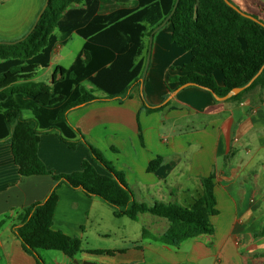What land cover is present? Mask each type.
Returning <instances> with one entry per match:
<instances>
[{"label": "crops", "instance_id": "1", "mask_svg": "<svg viewBox=\"0 0 264 264\" xmlns=\"http://www.w3.org/2000/svg\"><path fill=\"white\" fill-rule=\"evenodd\" d=\"M234 2L248 13L263 14L264 0ZM44 3L0 0V40L21 38ZM171 35L172 25L166 22L155 31L151 43V35L146 36L142 56L148 57L149 52L151 56L143 92L140 86L134 87L132 98L76 108L68 120L124 172L140 202L191 205L203 193L202 179L210 178L218 209L211 218L214 232L187 239L178 247L144 238V229L162 235L169 220L150 213H141L137 219L118 217L104 199L63 184L58 189L53 228L80 238L82 249L74 257L41 249L46 264H264V86L257 84L239 100H218L209 90L194 85L175 93L181 85L168 77L179 75L176 68L190 62L192 55L174 44ZM84 43L83 39L79 52ZM61 46L54 49L49 67L39 70L36 82L50 83L56 69L63 66L59 58L54 61ZM53 68L49 81L37 80L41 71ZM215 76L222 85V72L215 71ZM171 94L162 110L140 111L143 97L159 105ZM38 154L54 173L78 171L89 160L98 172L109 174L93 160L84 142L72 149L54 130L41 133ZM158 156L162 157L160 166L148 171ZM55 183L51 175H21L12 142L0 141V264H37L14 227L20 225L23 210L44 200Z\"/></svg>", "mask_w": 264, "mask_h": 264}, {"label": "trees", "instance_id": "2", "mask_svg": "<svg viewBox=\"0 0 264 264\" xmlns=\"http://www.w3.org/2000/svg\"><path fill=\"white\" fill-rule=\"evenodd\" d=\"M229 1L241 11L226 0H50L31 32L32 27L14 43L0 40V141L12 142L21 175H51L56 182L44 200L23 210L20 225L14 227L37 264H46L41 249L60 250L70 257L82 249L80 238L53 228L58 189L63 184L104 199L118 217L137 219L141 213H150L169 220L162 235L144 229V238L178 247L187 239L214 232L211 218L218 209L210 178L202 179L203 193L191 205L140 202L124 172L69 123L68 114L95 101L132 98V89L141 85L146 65L144 38L164 22L176 4L168 21L171 41L189 51L192 58L177 67L180 74L170 75L168 81L190 83L218 96L245 86L264 66V9L261 15L248 13L234 0ZM73 33L85 43L72 64L59 66L50 83L36 82L39 70L49 67L56 46L65 45ZM217 70L222 72V85L216 79ZM86 81L93 88L85 87ZM261 83L264 86V69L250 86L230 99L239 100ZM165 106L152 105L143 97L140 111L151 113ZM25 112L30 116H24ZM139 129L143 140L141 125ZM50 130L72 149L84 142L93 160L109 174L98 172L89 160L75 172L49 170L38 154V145L41 133ZM161 162V156L153 159L148 171L157 170Z\"/></svg>", "mask_w": 264, "mask_h": 264}, {"label": "water", "instance_id": "3", "mask_svg": "<svg viewBox=\"0 0 264 264\" xmlns=\"http://www.w3.org/2000/svg\"><path fill=\"white\" fill-rule=\"evenodd\" d=\"M49 1H50V0H45V3H44V5H43L42 9L40 10V12H39V14H38V16H37V18H36V20H35V22H34L32 28L30 29V32L36 27V25H37L38 21L40 20L42 14L44 13L45 9L48 7ZM226 1H227L230 5H232L233 7H235L236 9L240 10L235 4H233V3L230 2L229 0H226ZM176 7H177V4L175 5V7H174V9L172 10L171 14H170V15L164 20V22H163L162 24H164V23H166V22L169 21V19L171 18V16H172L173 13L175 12ZM240 11H241V10H240ZM244 14H245L246 16H248V17H250V18L256 20V18H254V17L251 16L250 14H246V13H244ZM162 24H161V25H162ZM161 25H160V26H161ZM160 26H158L157 28H155V29L153 30V32H152V34H151V40H152V38H153V35H154L155 31H156ZM30 32H28V34H26V36L29 35ZM22 39H24V38H22ZM5 42H6V43H14L15 41H12V42H11V41H5ZM149 64H150V52H149V55H148V57H147L146 65H145V68H144V71H143V74H142V77H141V85H140V87H141V92H143L144 82H145L146 73H147V71H148ZM263 69H264V66H263V67L261 68V70L256 74V76H254V77L252 78V80H250L245 86L235 87V88L231 89V90H230L225 96H218V95H216V94L213 93L214 96H215V98L218 99V100H227V99H230L232 96L239 94L240 92H242L243 90H245L248 86H250V85L253 83V81H254V80H255V79H256V78L262 73ZM188 85H190V83H187V84H183V85H181L178 89L175 90V93L178 92L181 88H183V87H185V86H188ZM171 98H172V94L169 95V96L164 100V102H162L160 105L166 104ZM83 264H93V263L90 262V261H85V262H83Z\"/></svg>", "mask_w": 264, "mask_h": 264}, {"label": "rangeland", "instance_id": "4", "mask_svg": "<svg viewBox=\"0 0 264 264\" xmlns=\"http://www.w3.org/2000/svg\"><path fill=\"white\" fill-rule=\"evenodd\" d=\"M258 13L260 14V12H258ZM82 42H83V38H81L78 35H75L69 41V43H67L66 45H62L61 46V48H60V50L58 52V54L60 56L57 55V59L55 57L54 61H57L58 58H59L60 62H58V63H60L61 65L65 66V67H68L70 65V63L73 61V59L75 58V56L77 55V53L79 52V50L81 49ZM149 42L151 43V37H150V41ZM145 43L146 44L148 43V38L147 37L145 38ZM150 56H151V52H150ZM53 71H54V68L53 69H45L44 71H41L40 76L37 78V80L38 81H49L51 79V77H52L51 75H52ZM84 85H85V87H89V86L92 87L91 83H89V82H85ZM140 224H141V222H140Z\"/></svg>", "mask_w": 264, "mask_h": 264}]
</instances>
